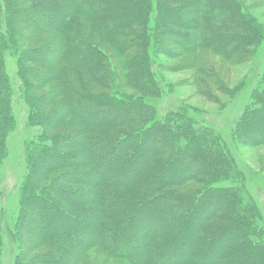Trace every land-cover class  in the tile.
<instances>
[{
    "label": "trees",
    "instance_id": "obj_1",
    "mask_svg": "<svg viewBox=\"0 0 264 264\" xmlns=\"http://www.w3.org/2000/svg\"><path fill=\"white\" fill-rule=\"evenodd\" d=\"M32 1L34 0H0V159L5 148L6 130L14 123L9 105L14 88L4 71V56L7 50L9 52L14 50L21 59L20 90L25 92L28 99L38 100L37 95L32 93L36 88L32 79L28 77L27 80L25 73L23 74L26 69L24 59L29 61L31 51L24 45L21 48L18 46L16 40L18 34L24 39L28 33L37 30L39 32L41 29H54L59 32V30L63 31L67 24L71 25L60 40L49 42L48 45L40 48L43 59H52L61 55L55 70L56 73L57 70L60 71L63 76L66 74V81L62 86L66 89L64 95L68 103H64L62 108L66 111L64 115L68 114V116L54 127L56 124L54 115L44 113L43 109L37 111L43 121L45 136H49L50 128L56 129L61 126L64 128L62 134L56 133L57 136H54L60 143L57 148L36 144L29 148L31 151V157L29 156L28 159L29 173L21 187L25 202L23 206L26 207L22 206L16 226V236L21 241V245L24 244L26 237L38 231L39 243L48 248V256L55 260V263L51 262V264H84L88 250L93 247L99 248L105 254L101 264H108V261L119 258L127 264H159L160 261L165 260L166 264H253L251 259L256 257L259 260L256 264H262L264 228L260 225L255 204L244 187L238 185L241 175L234 169L228 152L221 146V142L211 140L208 134L202 131L206 124L197 129L192 128L187 115L180 109L174 112L175 118H179L177 122L170 117L164 123L154 122L155 110L146 104L143 98L160 93L156 81L159 69L152 66V56L154 52H164L166 46L164 41L170 42L175 35L169 27L170 23L187 29L177 32L175 36L184 40L181 43L186 44L184 49L188 53L212 50L218 55L235 60L237 53L238 57L239 54L246 53V49L251 45L250 42L252 44L258 42L257 36L261 35L260 27L254 25L250 17L246 18L243 7L236 11L238 0H225V4L222 2L219 8L221 14L217 13L215 17L212 13L216 0L181 1L183 4L180 2L178 8L162 7L161 14L165 22L152 27H149V23L154 0H46L45 6L40 9L36 6H25ZM96 1L101 3L100 9L111 7L115 14L111 17L96 18ZM220 16L233 25L243 26L241 27L243 34L222 32L223 24L216 21ZM14 18H20L18 21H21L22 27L20 25L19 29L13 23ZM166 18L169 22H166ZM200 27L203 32L194 33V30ZM2 28H8V33L2 32ZM96 34L102 35L104 40H110L118 57L122 58L120 70L115 68L108 54L100 50L99 45L94 42ZM154 39L157 40V51L155 47L151 48ZM232 45L235 47L231 48ZM227 49L229 53L231 52L230 55L224 53ZM79 66L83 71L79 70ZM86 78L89 79L88 82L101 87L102 90L92 92L88 86L87 92L80 93L76 84L87 83ZM125 88L135 90L138 94L131 95ZM258 98L259 103L264 105V89H260ZM40 101L43 103L44 97ZM78 106H92L98 113L88 120L85 118L86 110ZM69 116L73 120L67 124L65 120ZM249 121L251 120H241L238 126L240 139L247 132H251L252 135L253 133L263 135L264 118L261 119V123L254 120L249 124ZM82 130L92 132L90 134L93 137L90 139L84 137ZM85 143L93 155L98 157L96 159L105 156L104 151L109 149L112 151V154L105 159L108 160V169L110 166H115L120 158L124 160L123 153L132 154L128 163H132L134 167L127 163V168L131 170H125L123 173V170L115 172L110 170L105 174V164H99L95 166V174L92 175L84 166H79L78 184L70 182L77 188L62 189L59 184L63 182L62 178L66 173H58L53 177L50 175L66 165L62 166L48 158L51 154L55 157H64V149H68L73 151L74 167L84 159L80 156L76 158L78 151L75 147L79 150ZM134 147L138 148V155L132 150ZM142 156H146L147 159H141ZM103 176H106L107 180L101 179ZM222 180H230L233 187L226 189L214 186ZM192 181L203 184V190L182 193L176 189ZM30 184L33 186L37 184L38 187L33 189ZM43 184L49 187L53 196L37 191L39 187L46 189ZM86 188H95L92 191L97 189L96 195L99 201L91 207L96 211L94 218L91 219L92 224L82 225L76 229L80 235L79 240L83 242V245H79L69 235L68 230L70 231L72 220L57 199L62 192L69 194V197H85L90 191ZM221 192L224 195L220 196ZM226 194L229 195V200L225 197ZM166 197L169 201H162ZM193 197H202V203L209 200V205L197 215L193 214L192 209H188ZM231 201L235 206H232ZM47 203L52 204V210H42ZM140 203L146 207L155 205L158 207L160 204L162 213L156 218H160L163 224L160 223V228L148 237V228L153 226L155 219L149 216L140 218L144 224L140 226L139 235L145 238L144 245L135 244L133 248L128 246L123 249L115 236L119 234L127 238L135 223L134 219L132 221V215L128 217L124 211ZM67 204L71 203L67 202ZM218 206H220L219 210H216ZM215 211L217 214L225 213L232 220L224 225L221 220H217ZM35 213L39 219L55 221L56 218V223L51 225L49 221L44 224L34 223ZM179 219H183V222H179ZM64 220L67 222L65 226ZM171 222L173 225L176 223L184 233L187 232L189 237L180 242L177 236L171 235L169 243L164 241L168 244L165 245L162 236L170 228ZM96 225L100 232L92 229ZM227 226H230L234 232L237 230V234H233L230 238L221 236V229ZM203 227L208 231L216 228V233H219L211 238L212 240L210 239L212 247L209 251L197 250L199 241L205 239L207 234L203 231L205 229ZM239 227L242 229L239 230ZM196 237L202 238L197 241ZM230 239L242 241H239L238 249L234 251L236 256H232L235 259L227 263V260H223L220 256V250L232 241ZM180 243H183L181 250L178 248ZM119 246L123 249V254L116 255L115 249ZM132 249L142 250L147 254L134 256L133 253L131 254ZM168 250L172 252L171 255L167 253L166 256ZM57 251L63 253L62 258L58 257ZM24 260L26 254L25 250H22L17 255L16 264H24Z\"/></svg>",
    "mask_w": 264,
    "mask_h": 264
},
{
    "label": "rangeland",
    "instance_id": "obj_2",
    "mask_svg": "<svg viewBox=\"0 0 264 264\" xmlns=\"http://www.w3.org/2000/svg\"><path fill=\"white\" fill-rule=\"evenodd\" d=\"M181 1L189 0H154L149 27H152L155 24L160 25V23L163 24L165 22L164 18L162 19L163 16L161 14L162 7L170 6L175 8ZM222 2L224 4L226 3L225 0H216L214 2L212 13L213 17H215L217 13L218 15L221 14L219 8ZM45 3L46 0H34L25 6H36L40 9L45 6ZM2 4L3 2L1 5ZM181 4H183V2H181ZM99 5L101 6V3L96 1V18L111 17L115 14L111 7L107 9L103 8V11L99 8ZM241 7H243L246 12V18L250 17L252 23L260 27L261 35L257 36V43L252 44V42H250L251 45H249L246 49V53L242 55L239 54V57L237 53L235 60L233 56L231 57L233 59H228L226 56L223 57L218 55L212 50H198L195 53H188L184 49L186 44L181 43V41L184 40L175 36L177 32L187 29H183L179 25L170 23L169 27L173 30V33L175 32V35L172 36L170 42L164 41L166 44L164 52H154L152 56V66L159 69L156 81L160 87V93L158 95L145 96L143 98L144 102L155 110L156 115L154 122L164 123L168 117L173 119L174 122H177L179 118H175L176 115L174 112L180 109L187 115V119L190 120L192 128L197 129L199 126H205L206 124V127H203L204 129L202 131H205V134L207 133L211 140L221 142V146L228 152V156L233 163L234 169L241 175L238 185L241 184V186L244 187L252 202L255 204L260 219V225L264 228V133L263 135H259L257 133H253L252 135L251 132H247L246 134L244 133L243 138L240 139L238 137V126L242 119L251 120L249 121V124H251L254 120L260 122L261 119L264 118V105L260 104L258 101L260 89H264V0H238V8H236V11H239ZM19 19H13V23L17 29H19L20 25L22 27L21 21H18ZM216 21L217 23L219 22L223 24L224 28L222 32H232L234 35L243 34V29H241L243 26L239 24L233 25L232 22H229L222 16L217 18ZM166 22H169L168 18H166ZM2 27H4V25H2ZM69 28H71V25L67 24L63 31L59 30L61 33L55 31L54 29H41L39 32H37V30L34 33H28L24 39H22L19 34L16 36L18 46L21 48L24 45L27 50L31 51L29 61H26V58L24 59L26 69L23 74L25 73L24 76L27 80H29L28 77L32 79L33 84L36 86L32 93L34 92V94L37 95L38 100H35L36 98H34V100L28 99L25 92L20 90V56H17L14 50H11L10 52L7 50L5 52L4 71L10 78L14 88L9 102L14 123L10 129L6 130V136L4 135L5 148L3 149L0 159V264H16L17 255L22 250H25L26 254V260L23 261L24 264L55 263L54 258L48 256L47 254L49 251L48 248L39 243L37 239L39 236L37 235V233L39 234L38 231H34V233L26 237L24 244L21 245V241H19L16 236V226L19 221L23 203H25L23 202L24 195L22 194L21 187L24 185L29 173L28 159L29 156L31 157V151L29 148L34 144L44 146L48 145L50 147L54 146L57 148L60 143L55 140L54 136L62 134L64 128V126L56 129L50 128L51 132L49 131V136H45L43 121L40 113L37 111L43 109L45 111L44 113L54 115L56 117L54 119L56 121L54 127H57V125L61 123V120L68 116V114L64 115L66 111L62 108L63 104L67 102V98L64 95V91L66 89L62 86L63 82L66 81V74L63 76L60 71L57 70L58 73H56L55 70L58 66L57 61L61 55L52 59H43L42 50H40V48L44 47L43 45H48L49 42L60 40L62 35L68 31ZM25 30L29 29L25 28ZM198 31L200 33L203 32L201 27L195 29L194 33H197ZM2 32L8 33V28H2ZM205 33H207V31ZM161 37H163V34ZM105 40L102 35L97 34L94 38V42L99 45V49L105 51L110 57V60L115 68L120 70L122 58L118 57V54L113 49L110 40ZM156 43L157 40H152L151 48L155 47L156 49ZM234 47L235 45L231 46V48ZM79 50L82 52L81 49ZM228 51L229 50L227 49L224 53L226 55H230L231 52L229 53ZM79 70L83 71L80 66ZM117 75L119 74L117 73ZM88 80L89 79L86 80L87 83L83 82L76 84L80 93L87 92L88 86L92 92L102 90L101 87L92 85L91 82H88ZM74 83H76L75 79ZM125 90L131 95L138 94L135 90H130L129 88H125ZM43 97L44 102L42 103L40 99ZM78 107L84 111L86 110L85 118L88 120L98 113L97 109L92 106ZM72 120L73 118L69 116L65 122H68L67 124H69ZM79 125L82 127L81 122H79ZM248 127H250V125ZM82 133L84 137L86 136L89 139L90 137H93L90 134L92 132L89 133L87 130H82ZM138 142L139 141H137V143ZM86 144L87 143L83 145V149L81 148L78 150V147H75L76 151H78L76 158L84 157V159H81L82 163L79 162V164H75L76 166L74 165V167L72 165L75 158L72 156L73 151L64 149V157H55L52 156V154L49 156L48 159L57 161V163L62 166L66 165L63 169H59V171L53 172L52 174L50 173L51 177L57 175L58 173H66V175L62 178L63 182L59 184L62 189L65 188L66 190H73L77 188L76 185H71V183L75 182L78 184L77 181L80 180V177H77V170L79 169V166H84L89 172H91L92 175L95 174V166L99 164H105V166L103 165L106 170L105 174H107L110 170L113 172L116 170H123L122 173L125 172V170H131L130 168H127V165H133L132 163H128L132 154L129 155L127 152V154L123 153L124 160L120 158L117 160L115 166H110L108 169V160L106 161L105 159L112 154V151L110 149L106 150V152L104 151L105 156H102L100 159H96L98 157L93 155L92 151ZM132 150L135 155H138V148L134 147ZM83 153L84 156H82ZM141 159L145 160L147 157L142 156ZM125 167L126 169H123ZM132 167H134V165ZM73 173L74 175H72ZM105 178L106 176L101 177V179ZM120 178H122V176H120ZM232 184L233 183H231L230 180H222L215 183L214 186L229 189L233 187ZM43 185L46 189L44 190L42 189L43 187H39L37 191L41 193L43 192L45 195L52 194L51 196H53V192L49 189V187L46 186V184ZM30 186H32L33 189L38 187L37 184L35 186L30 184ZM203 186L204 185L200 182L192 181L176 189L182 193H186L199 190L202 191ZM86 189L90 191L87 192V196L85 197H69V194L62 192L60 198L57 199L60 205H62V207H64L67 211L66 213L70 216L69 218L72 220V228L70 227V231L68 230L69 235H71L73 241L79 245H83V242L81 239L79 240L80 235L76 229L82 225L86 226L92 224L91 219L94 218L93 215L96 211L92 210L91 207L96 205L99 201L96 195L97 189L95 191H92L95 188ZM30 190L32 191V189ZM221 195H224V193L221 192L220 196ZM228 196V194L225 195V197L229 200ZM162 201H169L168 197ZM67 202H70L71 204H67ZM208 202L209 200L202 203V197H193L192 201L189 203L188 209H192L193 214L197 215L200 210H203L207 205H209ZM231 204L232 206H235L232 201ZM51 205V203H47L42 210H52ZM219 207L220 206H218L217 209L214 208V210H219ZM161 208L160 204L158 207L157 205L146 207V205L140 203L137 205L134 204V206L129 207V209H125L124 212L126 216L129 217L132 215V221L134 219L137 226L134 223L127 238L125 236H120L119 234L115 236L116 241L122 244L123 249L128 246L133 248L135 244L144 245L145 238L140 237L139 235L141 232L140 226L144 224L140 218L149 216L155 219L153 226L148 228V237L160 228V223L163 224V221L156 217L162 213ZM35 215L36 217L34 219V223L41 222L44 224L49 221L51 225L52 223H56L57 220L56 218H54L55 221H53V219L52 221L45 218L39 219L36 213ZM85 216H87L88 219ZM137 217L138 219H136ZM167 220L169 219L167 218ZM217 220H221L224 225H227L232 219L225 213H220L217 214ZM179 222H183V219H179ZM66 223L67 222L64 220V226ZM33 226H35V224H33ZM97 227L98 225L92 229L99 231V227ZM206 227H203V229L205 228L203 231L207 234L205 239H201V241H199L197 246L198 251H209L212 247V244L210 243L212 240L211 238L219 235V233H216V228H214L213 231H208ZM231 229L232 228L230 226L224 227V229H221L222 234L220 235L228 238H230L233 234L236 235L237 230L234 232ZM241 229L242 227H239V230ZM171 235L177 236V239L180 240V242H183V239L189 237L187 232L184 233L182 229L180 230V227H177L176 223L173 225L172 222L170 228L166 231V234L162 236V241L169 243ZM262 237L264 238V232L262 233ZM199 238L202 237H196L197 241ZM239 241L242 240L234 239L229 241L225 247L221 248L220 256L223 257V260H227V263H231V260L235 259L232 256H236L234 251L238 249V245L240 244ZM165 242L164 244L168 245ZM178 248L181 250L183 248V243L178 244ZM123 249L120 246L117 247L115 249V254H123ZM171 252L172 251L169 250L166 251V256L167 253L171 255ZM132 253L134 256H146L147 254L142 250L140 251L136 249H132L131 254ZM57 255L59 258H62L63 253L57 251ZM104 259L105 254L99 248L93 247L88 250L83 262L84 264H101ZM258 261V257L251 259L253 264L258 263ZM107 263L127 264L120 258L108 261ZM166 263V260L159 262V264ZM262 264H264V260L262 261Z\"/></svg>",
    "mask_w": 264,
    "mask_h": 264
}]
</instances>
